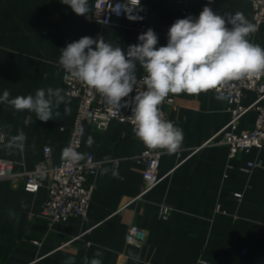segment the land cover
Returning <instances> with one entry per match:
<instances>
[{
    "label": "crops",
    "instance_id": "1",
    "mask_svg": "<svg viewBox=\"0 0 264 264\" xmlns=\"http://www.w3.org/2000/svg\"><path fill=\"white\" fill-rule=\"evenodd\" d=\"M94 2L89 0L86 18L62 0H0V96L4 90L10 98L34 95L40 88L64 90L60 50L84 36H103L126 52L149 28L158 36L157 47L165 46L170 26L189 15L197 18L205 6L221 16L240 12L250 21L253 15L252 0H193L173 7L168 0H140L142 10L135 14L142 20L131 21L124 14L104 25L93 15ZM250 40L264 47V24ZM144 74L138 66L136 76ZM218 95H172L168 120L183 129V144L175 154L162 153L164 178L141 197L136 198L143 184L139 155L145 146L128 124L117 121L103 131L85 128L79 152L86 154L83 160L93 156L102 163L90 179L94 190L85 219L50 225L38 216L48 196L45 187L32 194L22 185L0 181V264H84V258L91 260L97 251L102 252V264H264V148L230 157L227 146L205 145L231 117L227 99L218 100ZM255 98L249 92L242 103L250 105ZM67 99L70 115H63L62 104L61 115L54 109L53 120L47 122L0 103L5 143L20 130L27 137L23 151L2 144L0 158L14 162L17 171H31L50 146L59 163L77 110V101ZM256 118L254 109L248 111L239 130L252 129ZM89 136L94 143L86 147ZM257 162L261 166L249 167ZM105 168L108 172L102 174ZM161 205L172 208L168 220L160 218ZM130 224L146 232L141 247L126 242Z\"/></svg>",
    "mask_w": 264,
    "mask_h": 264
},
{
    "label": "clouds",
    "instance_id": "2",
    "mask_svg": "<svg viewBox=\"0 0 264 264\" xmlns=\"http://www.w3.org/2000/svg\"><path fill=\"white\" fill-rule=\"evenodd\" d=\"M62 3L77 15L88 18L89 0H62ZM140 10V0H126L123 5H115L112 11L123 12L127 19L137 21L143 19L135 14ZM256 31V25L243 13L221 16L205 6L195 19L191 15L177 19L168 29L165 46L157 47L158 36L151 28L140 34L138 43L129 45L126 52L106 42L103 36L96 39L84 36L60 50L59 64L71 78L99 93L118 114L121 107L128 106V101L124 104L121 101L136 90L137 67L142 68L145 73L142 83L146 88L136 91L129 117L134 135L147 149L172 155L180 151L184 132L164 118L161 106L170 95H200L210 90L219 91L231 82L264 78V47L250 40ZM216 98L225 99L222 94ZM0 103L16 111L35 113L36 118L44 122L53 120L54 109L55 115L60 116L62 104L63 115L71 113L70 100L59 87L40 88L34 95L14 98L4 90ZM26 139L23 130L11 136L7 143L5 135L0 134V144L8 150L23 151ZM93 143L91 136L85 141L86 147ZM85 155L69 145L62 149L61 159L76 164ZM107 172L106 168L102 170V174ZM9 216H14L11 210ZM100 256L102 252L97 251L91 260L85 257L84 264H102ZM133 258L139 259L135 255ZM64 264L73 262L68 260Z\"/></svg>",
    "mask_w": 264,
    "mask_h": 264
},
{
    "label": "built area",
    "instance_id": "3",
    "mask_svg": "<svg viewBox=\"0 0 264 264\" xmlns=\"http://www.w3.org/2000/svg\"><path fill=\"white\" fill-rule=\"evenodd\" d=\"M170 7L178 4H185L193 0H168ZM126 0H95L93 15L99 21L108 25L114 18H121L124 13L117 14L112 11L115 5H123ZM212 4L215 0H204ZM253 15L250 22L256 25L257 30L264 24V0H252ZM184 13H187L186 11ZM64 92L67 97L77 101V110L74 125L71 130L68 145L74 147L78 152L82 146L85 128L90 125L94 129L106 130L112 121L126 123L130 126L132 134L133 125L130 120L132 108L131 103L136 95V91L145 90L142 83L145 75L137 77L136 90L134 89L128 97L123 98L121 103L128 101V106L121 107L119 114L108 106L104 99L95 90L88 88L83 83L74 80L61 67ZM217 94H222L228 101L230 120L219 131H217L205 145H223L229 148V156L234 157L237 153H249L252 149L264 148V78L258 81H236L231 82L223 89L210 90ZM253 92L255 100L250 105H243L245 95ZM174 106V100L170 95L161 106V111L165 119L170 117V109ZM251 109L257 113L254 127L250 130H239L241 118ZM81 129L83 131H81ZM0 134L7 135L6 127L0 125ZM2 144H0L1 146ZM162 153L158 150H149L146 147L139 155V161L143 164L142 189L136 197L151 191L164 178L160 174V160ZM102 163L87 157L76 164H71L61 160L55 163L53 150L50 146L44 147L43 159L36 164L31 171H17L12 161L0 158V181H9L13 186L22 185L23 189L35 194L41 188L47 190V199L39 210L38 216L49 221L50 225L67 221L72 217L85 219L88 215L94 186L90 179L94 178L100 170ZM261 166V162L251 163L250 168ZM240 197V195H236ZM172 208L168 205H161L160 218L168 220L171 216ZM146 241V232L137 225L130 224L126 233V242L136 247H141ZM195 264H209L204 260H199Z\"/></svg>",
    "mask_w": 264,
    "mask_h": 264
}]
</instances>
